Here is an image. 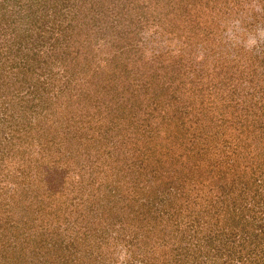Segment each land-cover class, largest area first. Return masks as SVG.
Returning <instances> with one entry per match:
<instances>
[{
	"label": "rangeland",
	"instance_id": "rangeland-1",
	"mask_svg": "<svg viewBox=\"0 0 264 264\" xmlns=\"http://www.w3.org/2000/svg\"><path fill=\"white\" fill-rule=\"evenodd\" d=\"M0 264H264V0H0Z\"/></svg>",
	"mask_w": 264,
	"mask_h": 264
},
{
	"label": "clouds",
	"instance_id": "clouds-1",
	"mask_svg": "<svg viewBox=\"0 0 264 264\" xmlns=\"http://www.w3.org/2000/svg\"><path fill=\"white\" fill-rule=\"evenodd\" d=\"M255 43H256V40H254V39L253 40H250L249 41V46L254 45Z\"/></svg>",
	"mask_w": 264,
	"mask_h": 264
}]
</instances>
